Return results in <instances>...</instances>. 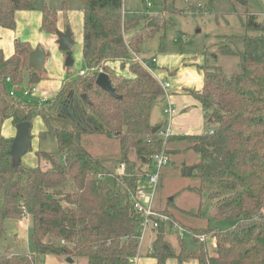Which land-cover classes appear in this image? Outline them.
<instances>
[{
    "label": "trees",
    "instance_id": "trees-1",
    "mask_svg": "<svg viewBox=\"0 0 264 264\" xmlns=\"http://www.w3.org/2000/svg\"><path fill=\"white\" fill-rule=\"evenodd\" d=\"M34 8V0H0V25L15 29L16 12ZM169 9L164 0L162 11L141 18L145 25L129 39L127 28L139 22L137 17L126 18L124 0H83L82 57L88 66H103L120 98L97 85L98 73H93L68 79L54 98L41 105L26 104L19 93L12 96L10 88L24 82L28 68H35L30 65L32 45L16 39L11 57L0 47V239L6 233V219L30 216L35 247L33 253L0 252V264H39L41 257L49 255L83 259L86 264H129L139 255L142 224L131 197L153 168L154 155L163 149L169 164L175 162L181 168L182 176L198 180L197 185L189 184L176 194L191 191L200 198L206 194L210 209L201 222L203 201L194 213L177 206L176 195L164 208H157L168 221H160L154 230L150 256L156 264L170 259L178 264L191 260L264 264V21L248 14L243 23L246 33L217 44L218 54L238 57L240 72L202 64V87L187 89L201 102L214 129L174 134L164 145L153 131L161 125L151 123L154 101L164 90L158 77L132 57L133 52L139 53V43L163 26ZM42 12V30L57 32V10L45 3ZM107 62H120L121 73ZM126 67L130 76L123 74ZM35 116L44 123L39 139L51 136L58 145V156L41 149L36 152L48 168L22 161L15 164L14 138L2 133L6 119L15 125L31 121L33 126ZM88 134L112 137L118 154H94L86 143ZM110 162L124 163L125 173H116ZM190 168L192 173H188ZM111 173L114 177H99ZM220 220L234 224L227 228L211 225ZM167 224L188 231L198 248L187 249L177 231V251L166 239ZM200 235L215 239L213 251L208 239L200 240Z\"/></svg>",
    "mask_w": 264,
    "mask_h": 264
},
{
    "label": "rangeland",
    "instance_id": "rangeland-1",
    "mask_svg": "<svg viewBox=\"0 0 264 264\" xmlns=\"http://www.w3.org/2000/svg\"><path fill=\"white\" fill-rule=\"evenodd\" d=\"M65 12L71 17V10L78 11L83 7V0H34L36 8H41L44 4ZM169 12L166 13L163 26L157 29L153 35L144 38L138 45L139 55L146 61L156 58L157 61L152 64V70L161 82H169L170 88L166 90L163 96L154 101L151 120L155 125H163L168 119L164 113L168 105L167 95L175 93H184L186 89H200L203 85V72L199 68L200 65L206 64L209 67L221 66L227 72H240L241 67L237 56H225L218 54L217 44L228 37H240L246 33L243 23L248 14H256L258 20L264 21V0H167ZM164 8V0H124V12L127 19L137 17L138 24L130 26L126 30V35L130 39L145 25L142 20L144 16H151L160 13ZM142 18V19H141ZM60 34V33H59ZM58 34V35H59ZM60 44V42H59ZM240 45V43H238ZM61 46V44L59 45ZM74 64L67 65V57L63 69L67 74H63L62 68H57L53 57L46 66L35 67L25 71L24 82L19 84L20 88L36 86L42 89V92L53 95L55 89L62 81L67 78L75 79L78 72L88 65L80 53L79 40L75 38L71 49ZM215 52V56L213 53ZM116 64V65H115ZM111 64L115 71L121 73V63ZM111 69V68H110ZM48 71V72H46ZM44 72V76L43 73ZM129 72L123 73L128 75ZM34 75H38V82H33ZM47 86V90L43 86ZM18 93L24 103L29 105H41L44 101L42 98L36 99V94L23 96V90L18 89ZM41 93V92H40ZM40 95V94H37ZM45 95V94H44ZM52 98V97H51ZM14 130H9L8 124L2 127L3 135L13 133L15 138L17 128L12 123ZM44 129L43 121L35 116L32 134V147L26 154L22 156V163L27 166L40 165L48 168L46 160L39 159L37 151L39 149L54 153L58 156V145L56 140L48 136L46 139H39V132ZM89 135V134H88ZM86 135V143L88 148L94 154L99 156H115L118 154L119 146L114 144V139L108 136ZM189 157L192 155L187 153ZM110 167L115 169L117 163L110 162ZM116 166V167H115ZM181 168L177 163L173 162L165 166L159 180L155 207L156 209L164 208L170 197L175 196L174 203L177 206L186 208L194 213L199 212V203L203 201V207L200 210L199 221L203 222L207 217L210 209V203L207 202L206 194L202 198L198 194L191 191H183L178 195L176 192L183 187L195 183L198 180L190 175L182 176ZM150 173V172H149ZM192 173V172H191ZM148 174V173H147ZM147 175L142 183H146ZM111 180V179H110ZM1 204V201H0ZM157 209V210H158ZM23 219L8 218L5 222L6 233L0 239V252L11 254L33 253L35 250L31 237L32 220L29 216ZM205 224V223H201ZM233 220L212 221L211 225L218 228L231 227ZM184 229V228H183ZM142 229H140V232ZM178 228L176 224L166 225V239L171 242L177 251L180 250V240L177 235ZM149 232L145 235L142 242V254L147 253L151 246L152 238L156 235L149 236ZM183 241L189 250L198 248V244L194 237L185 229L182 232ZM208 247L214 250L215 242L212 237L207 236ZM191 264H197L195 260L190 261ZM39 264H56L41 257ZM65 264H78L65 263Z\"/></svg>",
    "mask_w": 264,
    "mask_h": 264
},
{
    "label": "crops",
    "instance_id": "crops-1",
    "mask_svg": "<svg viewBox=\"0 0 264 264\" xmlns=\"http://www.w3.org/2000/svg\"><path fill=\"white\" fill-rule=\"evenodd\" d=\"M42 7L43 6H41V8L35 7L34 9L18 10L15 15L16 17L15 29H8L0 25V47L3 49L6 57H11L14 54L16 39H21L23 41L29 42L32 45L33 50H36L37 48L41 47L46 53L43 67L48 65V63L51 61V58L53 57L54 61L56 62L55 63L56 67L62 68L63 74L65 75L67 74V71L63 69V66H66L65 60L67 54L66 51H64L61 48V46H59L61 44V43L59 44V39H60L59 33H66L68 31L71 32V39L73 41V44L75 38L79 40L80 53L82 54L83 40H84L83 7L81 10H78L77 12L71 10V15H70L71 17H69L68 14L65 12L66 10H60V12L57 10L58 12L57 32L55 33L46 32L42 30V20H43ZM74 62L75 61H73V64ZM113 63L115 64V62H107L106 65H108V67L110 66L112 70H115L114 69L115 67L111 65ZM127 72H129L128 67H126L125 70H123V73H127ZM42 74L44 76V72ZM128 75L130 76V73H128ZM68 79L70 78H67L66 80L62 81V83L56 87L55 94L53 95L44 93L42 92V89L38 88V92L36 93V99L41 97L42 98L41 101H45L54 98L55 95L60 91V89ZM43 88L45 90L48 89L47 86L45 85L43 86ZM187 89L183 94L177 92L174 95H170V100L173 104V109H174L173 121H172V128L174 130V134L175 135L201 134L213 130L215 125L212 123V121H210V118L208 119V116L203 108V105L192 94H190L187 91ZM193 89H197V88H193ZM5 123L8 124L9 130L14 132L12 128V123H13L12 119H6L4 124ZM151 123L155 125L152 120ZM4 136L11 137L13 136V133H9V135L7 134ZM148 232L150 233L149 236L150 235L153 236L152 234L155 231L147 230L145 235ZM145 235L144 237H146ZM155 236L152 238V243L155 239ZM144 237L142 242H144L145 240ZM142 242L140 245L139 255L137 257L138 259L137 264H156V260L152 256H150V252L152 251V243L151 246L148 248L147 253L142 254L141 251ZM214 246L216 247V242ZM43 258L44 260L48 259L49 261H54V263L56 264L70 263L66 260V258H62L59 256L49 255ZM73 259L74 261L72 263L77 262L78 264H86V261L83 259H78V258H73ZM195 262L197 263L196 260ZM165 264H178V262L176 259H170ZM184 264H191V262L188 261L185 262Z\"/></svg>",
    "mask_w": 264,
    "mask_h": 264
},
{
    "label": "built area",
    "instance_id": "built-area-1",
    "mask_svg": "<svg viewBox=\"0 0 264 264\" xmlns=\"http://www.w3.org/2000/svg\"><path fill=\"white\" fill-rule=\"evenodd\" d=\"M133 61L140 62L142 65H144L146 68L149 70H152V64L157 61L156 58L151 59V63L148 61L144 60L143 57L139 55V53L133 52ZM101 71H104V68L101 65L97 66H88L87 68H82L78 72V75L83 76V75H88V74H93V73H99ZM154 73V72H153ZM155 74V73H154ZM160 81V80H159ZM7 82H11L10 77L7 78ZM161 86L164 90V93L168 88H170V83L169 82H161ZM18 89L23 90V96H30L34 95L38 92V88L36 86H30V87H22L20 88L19 85H14L12 88H10V94L12 96H17ZM168 97V105L166 106L164 113L167 116L166 122L159 127L157 130L158 135L163 139L164 145H166L167 141L171 136L174 135V130L172 128V121H173V104L170 100V95H167ZM170 158L165 149L162 151L156 153L153 157V168L151 169L150 173L147 174V179L146 183H141L140 187L136 191L135 194L132 195V200L134 207L136 210L140 213L141 219H142V224L141 228L142 231L140 232V243L143 240V237L147 230H155L159 224L160 221H168V216L165 214H162L157 211L155 207V200H156V195H157V190L159 186V180L163 171V168L169 164ZM126 166L124 163H119L117 168H116V173L118 174H123L125 173ZM105 176L114 177V173H111L109 175L105 174H99L100 178H105ZM22 207L25 209L24 205ZM29 216L27 217V221L29 222ZM178 228V232L182 235L183 228L176 225ZM200 240L206 239L205 235H200L198 236ZM215 241V239H213ZM138 259L131 260L129 264H137Z\"/></svg>",
    "mask_w": 264,
    "mask_h": 264
},
{
    "label": "water",
    "instance_id": "water-1",
    "mask_svg": "<svg viewBox=\"0 0 264 264\" xmlns=\"http://www.w3.org/2000/svg\"><path fill=\"white\" fill-rule=\"evenodd\" d=\"M59 42L61 43V48L66 51L67 54V65L73 64V58L71 55V48L73 46V41L71 39V32L66 33H60V39ZM45 51L40 47L36 50H33V52L30 55V65L32 67H39L44 65L45 60ZM39 78L38 75H34L32 78L33 82H38ZM96 83L99 85L102 89L109 92L111 95L120 98L119 95H117L115 88L113 87L112 80L110 75L105 72L101 71L98 73L96 78ZM83 98L87 101V95H83ZM212 121V119H210ZM17 132L13 141L11 155L12 159L15 164L20 163L22 156L28 152V150L32 147V134H31V128H32V122L31 121H23L18 124H16ZM159 129V126H156L153 131L156 132ZM192 169L190 168L188 173H191ZM66 260L70 263L74 261L72 257H67Z\"/></svg>",
    "mask_w": 264,
    "mask_h": 264
}]
</instances>
